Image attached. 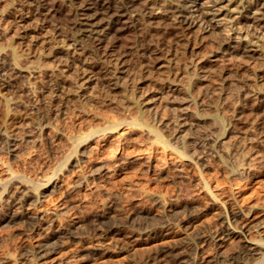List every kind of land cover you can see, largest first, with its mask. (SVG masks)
Here are the masks:
<instances>
[{
  "label": "rangeland",
  "instance_id": "rangeland-1",
  "mask_svg": "<svg viewBox=\"0 0 264 264\" xmlns=\"http://www.w3.org/2000/svg\"><path fill=\"white\" fill-rule=\"evenodd\" d=\"M21 1L0 0V66H4L6 62L7 70L11 71L2 72L0 67V170L6 167L15 174L14 179L0 186V257L5 256L6 264H179L170 253H175L184 245L193 247L190 257L197 260H201L203 255H209L216 257L213 260L217 264H262L264 256L261 254L238 263L224 259L223 256H232L240 250L243 241L239 235L232 236L229 242L226 241L222 246L217 245L214 238L219 230L228 226L233 211L237 210L241 214L263 213L264 217V49L260 45L262 39L256 41L253 38L250 42L247 37H236L235 30L226 26L230 20H223L221 15L212 17V11H207L209 22L203 24V29L195 26L188 31L185 38L169 36L164 31L173 25V19L164 16V9L176 2L158 0L163 9L155 7L151 13L156 18L143 22L146 38L143 37L141 28L136 25L112 40L115 50L125 54L123 72L114 80L108 81L103 89L98 87L97 83L94 84L97 75H91L92 82H84L83 86H79V82L86 78V73L82 74L78 68L80 62L77 60L85 57L80 53L83 42L78 41L77 44L68 39L63 41L57 33L64 31L65 27L63 30L61 27L68 15L70 0H48L57 7L52 16L50 15L52 18L48 16V21L45 22L36 18V15L33 16V13L26 12V21L20 22L21 25L18 23L19 29H16L12 20L20 14L19 8L25 4V0ZM29 1L34 2H25ZM212 1L201 0L202 5L198 1L196 4L199 10L205 11L207 7H211ZM230 11L232 17H245L249 24L253 23V14H258L251 13L253 10L247 9L246 6ZM210 27L214 33L208 30ZM215 32L221 36H214ZM226 36L245 43L246 49L254 52L256 60L249 58L246 63L240 58L221 54L217 48V38L225 39ZM185 41L190 47L186 50L183 45ZM148 44L163 47L164 55L160 56V63L163 64L161 69L146 71L144 58L140 53L141 47ZM57 49L67 57H53V51ZM86 58L88 62L96 59L92 56ZM197 63L212 67V72L210 71V75L203 81L194 75V64ZM96 64L97 69L104 65L100 60H97ZM158 71L160 73L157 75ZM159 79L162 81L159 82ZM53 82H60L59 84L67 88L69 86L70 91L67 89L66 93L65 88V92H57L60 96L57 95L53 100L50 87ZM1 84L6 85L5 88ZM112 84L119 86L112 89ZM155 87L160 91L156 92ZM152 94L154 95L150 98ZM245 104L248 105L247 108ZM10 105L14 107L11 108ZM239 108H244L245 114L240 113ZM137 114L145 116L144 119H147L149 124L153 121L150 124L152 126L155 124V127L160 125L163 128L164 123V134L169 135L173 130L168 139L169 143L173 144L170 140L180 138L176 140L177 150L182 149L181 143L186 140L187 151L181 154L176 152L179 161L174 166L178 167L172 166L173 168H169H172L171 170L167 169L159 174L147 170L145 166H129L124 172L110 173L111 175L98 182L100 187L97 186L96 193L87 191L73 175L78 169L84 176L91 177L89 175L94 166L86 163L87 158L107 153L109 155L122 149L123 153H132L134 149L132 146L126 145L127 147L123 148V145L118 146L120 144H110V151L107 149L100 152L98 146L89 148L87 144H83L84 146H77L68 151L66 134L84 131L87 126L95 125L101 128L109 122H121L122 125L115 129H123L125 126L135 129L133 137L141 141L138 143L145 144L144 140L150 136L143 134V127L135 124L138 121ZM215 118L219 120L215 121L218 127L215 125ZM255 121L261 122L257 125ZM59 130L65 133L59 135ZM250 134L254 139L249 138ZM131 148L133 150L129 152ZM44 175H52L53 179L61 180L64 185L52 187L41 180ZM20 181L27 182L31 190L28 192L30 196L21 205L9 203L13 196L12 191L18 187ZM214 190L220 195L211 200L208 194ZM80 200L83 204L79 203ZM112 200L122 203L124 209L137 202L139 211L131 213L125 219L100 216V209ZM59 204L63 209L60 207V211L52 215L54 217L43 218L44 210ZM254 204L256 207L252 206ZM25 212L41 218L34 223ZM69 219L72 221L68 227L62 233L56 232L55 226L69 222ZM107 225L129 230L134 236L125 246L110 244L109 239H101L104 242L97 243L98 229ZM39 241H47L49 245L55 243V252L46 259L34 258L33 252ZM162 250H166L165 253L168 254L162 253ZM207 250L210 254H204ZM199 262L196 264H205Z\"/></svg>",
  "mask_w": 264,
  "mask_h": 264
},
{
  "label": "bare ground",
  "instance_id": "bare-ground-1",
  "mask_svg": "<svg viewBox=\"0 0 264 264\" xmlns=\"http://www.w3.org/2000/svg\"><path fill=\"white\" fill-rule=\"evenodd\" d=\"M25 1H23L25 4L22 7L19 8L20 14H18L16 17L13 16L14 20H12V22L15 23L16 29H19L20 22L26 21L27 15H24V14H26V12L27 13H31V14L33 13V16L36 15V18H38L40 20H44V21L47 20L48 21L47 17L48 16L51 17L52 16V12H55V10L57 9V7L54 5L55 3L54 4L50 3L48 0H34V2H30L29 1L30 3L29 2L26 3ZM196 1H198L199 3L201 2V0H174L173 2L174 3L176 2V3L172 4V5H169L167 8L163 5L165 7V9H164L165 15L164 16H166L167 19H173V23H172L173 25H170V28H168V30H165L164 32L168 33L169 36H173L175 38L176 37L178 38L180 36L184 37L188 33V31L191 28L195 27V26H197V28L203 29L204 28L203 24L209 22V19L206 16L207 11H212V14H213L212 17L217 16V15H221L220 17H222L223 20L224 19L230 20L229 23H226L227 24L226 26H228L229 29H234L235 30L236 37L237 36L238 37H247L246 39L249 38L250 42H251V40L253 38H255L256 41L259 40V39H262L261 40L262 41L261 44H260V42H259V44L262 45V48L264 49V0H213L212 3H211L212 5H210L211 7H207L205 9V11L198 9ZM168 2H170V0ZM64 3H66V2H64ZM202 4L203 3H200V5H202ZM68 5H69V2H68ZM245 6L247 7V9H249L251 11L253 10L251 13L258 12V14H253V17H252L253 18L252 19L253 23L249 24L245 17H243V18H234V17H232V14H231L230 10H233V9L240 10L241 8H243ZM155 7L163 9L161 3L158 0H70V6L68 8H67V6L65 7V8H67L69 10V11L67 10L68 11V15H67V17H65L64 23L61 21L63 23V26L61 27L62 30L65 27L64 31L63 32L61 31L62 33L57 31V33L59 34V37L61 35L62 38L60 37L59 39H63V41H66L68 39V40H72V41L76 42L77 44H78V41L83 42V45H81V52L80 53H81V55H83L85 57L84 58H79V59L77 58V60H79V62H80L78 68L81 69V73L82 74L86 73V75H85L86 78L82 79L83 80L82 82H79V86H83L82 83H84V82L85 83L92 82L91 81V77L93 75H97L96 78H95L94 84L97 83V86L103 89V87L104 86L106 87V85L108 84V81H110L111 79L114 80V78L118 77L119 73L123 72L122 65H123V63L125 61V54H124V52H119V51L117 52L115 50V46L113 44L114 41H112V40L115 39V38H118L124 31L128 30L130 27H134L135 28L136 25H137V28H139V29L141 28V30H142L141 32H143V37L146 38L145 27L143 26V22L144 21L148 22V21H151L152 19L156 18V16L151 13L152 9H154ZM192 8H194V10H192ZM63 9H61V10H63ZM196 11H198L197 14H195ZM60 12H62V11H60ZM132 13H134V14H132ZM240 14H242V13H240ZM65 16H66V14H65ZM69 16H71V17H69ZM137 21H138V23H136ZM54 24H55V22L53 23V25ZM250 25H251V28H249ZM56 26H57V24H56ZM60 26H58V27H60ZM208 30H210V32L214 31L211 27ZM258 30H259V32H258ZM215 35H216V37H217V35L221 36L220 33H216V32H215L214 36ZM21 36H22V34H21ZM217 39H219V40H217ZM217 39H216L217 40V48L221 52V54L226 53V54L230 55V57L232 56V57L240 58L242 60H245V62L249 58H253V59L256 58V57H254V52H249L246 49L245 43L243 44L240 40H236L237 38L233 39V38H230V37L226 36L225 39H223V37H222V39H220V38H217ZM60 42H61V40H60ZM66 44H67V42H66ZM183 45H184V49L185 50L187 48H190L189 47V43L187 41H185L183 43ZM259 47H261V46H259ZM166 51L167 50H165V52ZM50 53H52V52H50ZM0 55H1V53H0ZM56 55H61L60 57H62V55L66 56V55L63 54V52H61V50H58V49L53 51V57L54 56L56 57ZM140 55L144 58L143 65L146 68L147 72H150L151 69H153V68L154 69H159V68L161 69L163 67V64L160 63L161 62V57L160 56L164 55L163 47L161 45H155V46H150L149 44L145 45V46L141 47ZM257 55H258V53H257ZM87 56H92V57H95L96 59L94 58L95 60H93V62H90V61L88 62L87 58H86ZM8 57H10V55ZM70 57H72V56H70ZM70 57H68V58H70ZM72 59H73V57H72ZM97 60H100V61H102V63H104L103 67L101 66V67H99V69H97V64H96ZM202 62H203V60H202ZM247 62H248V60H247ZM259 62L261 63V61H258V63ZM5 63H4V66H0V67H2L1 68L2 72H4L3 70H5V72H6V70L8 69V63L6 65H5ZM0 65H1V63H0ZM210 67L208 65L201 64V63L200 64H198V63L194 64V69H193L194 70V75L199 80L203 81L204 78L211 71L212 67L211 68ZM7 71L9 72L10 70H7ZM188 71H190V70H188ZM12 72H13V70H12ZM175 72H177V71H175ZM159 73L160 72L158 71L156 74L158 75ZM1 77H2V75H1ZM246 77H248V76H246ZM175 80H177V79H175ZM161 81L162 80H160L159 82H161ZM59 83L58 82H53V84L50 86L51 87V92H52L51 95H53V97H52L53 100H54V98L57 97V95L60 96L57 92H62V91L65 90V88H66V91H67V89H69V91H70V87L69 86L67 88V86L65 87V85L63 86V85H61ZM114 84H112V85H114ZM244 84H245V82H244ZM1 85L3 86L4 84H1ZM5 86H3V87L5 88ZM118 86L114 85L111 88L115 89V87H118ZM82 88H84V87H82ZM155 89H156V87H155ZM158 90L156 89V92ZM190 90H192V89H190ZM66 93H68V91ZM146 94H148V93L146 92ZM192 94H194V93H192ZM153 95L154 94L150 95V98H152ZM63 96L64 95H62V97ZM147 100H148V98H147ZM147 100H145V101H147ZM55 101H57V100L55 99ZM9 104H11V103H9ZM15 104L16 103H14V105ZM57 104H59V103H57ZM11 105H10V107H11ZM16 106H15V108H16ZM247 106L248 105H246V107L245 106L244 107L247 108ZM13 107L14 106H12L11 108H13ZM248 109H250V108H248ZM19 110H21V109H19ZM238 110H239L240 113H242L244 108H239ZM144 112H145V110H144ZM219 114H220V112H219ZM244 114H241V115H244ZM248 115H246V116H248ZM9 116H10V114H9ZM12 116H14V114ZM151 117H152V115H151ZM118 118L119 117H117V119ZM135 118H136V116H135ZM144 118H145V116L143 117V115L139 114L138 115V121L135 124H137V126H142L143 130L145 131V133H143V131H142V133L143 134L147 133L148 136H150V137H147V135H146L145 137H147V139H145V140L143 138L145 144L138 143V142H141V141H138V138L136 137L137 135L135 136L137 139L133 137V135H135V133H134L135 129L133 130L132 128H128L126 126L123 129H119V128H118L119 130L115 129L118 125H122L121 122H119V123L118 122L117 123L109 122V124H107V125H104V126L101 125L102 126L101 128L97 127L95 125L94 126H87L86 128L84 127L85 128L84 131L77 132V133L73 132V134L70 133L69 135L66 134L67 135V136L65 135L66 136V150H68V151L73 150L77 146H84L83 144H87V147H89V148H93L95 146L96 147L98 146V147H100V150H99L100 152H103V151H105L107 149L109 150L110 148H112V147H110V144H116V145L120 144L118 146H122L123 145L122 146L123 148L126 145L127 146H132L133 149H134L133 152H132V150H133L132 148H131V151L128 150L129 152H132V153H128V152L127 153H125V152L123 153L122 152L123 149H122L121 151L120 150H118V151L115 150L116 152H113V153L111 152V154L109 153V155H107L108 154L107 153V154H104L102 156H98L97 157V155H96V157L87 158L86 163L88 162L91 166H94V167H92L90 175L88 174L91 177L88 178L87 176H84L82 171L77 169V171L74 172V174H73L74 175V179L77 180V182H79V184H82L87 191L95 192V191H97V186H99L98 182H100L101 180H104L110 173L118 172V174H119V173L124 172L123 170H125L129 166H138V167L145 166V168H147V170L150 169V170L156 171L159 174H161V172L163 173V171H165V170L167 171V169L171 170L173 167H176L174 165H177V162L179 161L178 158H177L176 152H178V153L180 152V154H181L182 152H186L187 151V145H185V143L187 144V142H185L186 140L184 142L182 141V143H181L182 149L181 150H177L178 147L176 148V145H177V141L180 138L178 140L175 139V141L177 140L176 144H174L175 141L172 138H171L172 140H170V142L172 141L173 144L169 143V139H168L169 138L168 136L173 133V130H172V133L170 131L171 134H169V135H167V133H166L167 130L165 131L166 134H164V131H163V128L165 127V125H163L164 123L163 124L161 123L162 126H164L163 128L160 127V125H159V127L158 126L155 127V124H154V126L150 125L151 122H153V121H151L150 124H149L147 122V119L145 120ZM7 119H9V118H7ZM119 120H120V118H119ZM158 120H156V121H158ZM255 120H256V118H255ZM215 121L218 122L219 120L217 118H215L214 122ZM252 121H253V119H252ZM216 122H215V125H217ZM260 122H256L255 121V124L259 125ZM9 123H10V121H9ZM202 123H206V122H202ZM252 123H254V122H252ZM262 124H263V122H262ZM217 127H218V125H217ZM254 127H256V126H254ZM219 129L221 131L220 127H219ZM100 130L102 132L99 133L98 131H100ZM248 132H246V133H248ZM258 132H257V134H258ZM57 133L59 135H63L65 132L63 133V131L59 130V132H57ZM227 133H228V131H227ZM242 133H243V131H242ZM255 133H256V131H255ZM259 134H262V133L259 132ZM244 135H245V132H244ZM249 136H251V134ZM95 137H96V139H94ZM257 137H258V135H257ZM249 138L254 139V136H251ZM255 138H256V136H255ZM255 141H256V139H255ZM261 141H263V140H261ZM261 141H259V142L261 143ZM178 144H180V143H178ZM188 148H189V146H188ZM80 166H82V165H80ZM180 166H181V164H180ZM170 167H172V168L169 169ZM52 173H54V172H52ZM164 176H162V177H164ZM14 177H15V174H14L13 171L6 169V167L5 168H1V170H0V186H1V184H3L4 182H6L8 180L14 179ZM23 178H22V180H23ZM18 180H17V182H18ZM24 180H25V178H24ZM41 180H43L44 182H46L48 184H51L52 187H55V188L56 187L58 188V186H61V184H63V182H61V180L53 179L52 175L51 176L50 175H44L43 179H41ZM129 185H130V183H129ZM29 190L30 189H29V185L27 184V182L26 181H20L18 187L15 188L12 191V195L13 196H11L12 199L10 200L9 203H15V204L19 203L21 205L22 202L25 201L30 196V194L28 192H30L31 190L30 191ZM200 190H201V188H200ZM202 192H204V191H202ZM204 194L207 195V193H205V192H204ZM155 195L156 194H154V196ZM208 195L211 197V200H212L213 198L216 199L217 197H219L218 195H220V193H218L217 190H214V191H212L211 194H208ZM82 200H80L79 203H82L83 202ZM77 201H79V199ZM136 203L132 204V206L130 208H128L129 209L128 210L127 208L124 209L121 206L122 203L120 204L118 201H116V200L113 201L112 200V201H109L108 203H106L105 206H103V207L101 206L102 208L100 209V214L99 215L102 216V217H105V218L125 219V218L129 217L131 213L136 212L137 210L139 211V207L137 206ZM103 205H104V203H103ZM58 206H52L48 210H44L43 213H42L43 218L44 217L47 218V217H51L52 215H55L58 212V210L60 209V207L62 208V206L60 204ZM252 206L256 207L255 204L252 205ZM262 206H263V204H262ZM20 207H22V206H20ZM26 208H28V207H26ZM122 209H124V210H122ZM126 209H127V212H126ZM261 212H262V210H261ZM254 214L253 213H249V212L245 213V214H241L237 210L233 211L231 213V221H229L228 224H227L228 226H226L225 228L219 230L216 233V235L214 234L215 235L214 238H215V240L217 242V245H219V246L224 245V243L226 241L229 242L228 240L234 235H236V236L239 235L242 238L243 244L241 243L242 244L241 247L238 245L240 247V250L237 251V254H233L232 256H229V257L223 256L225 260H230V261L233 260L234 263L235 262L238 263L240 261L243 262L245 259L251 258L252 256H254L256 254H261V255L264 256V219H263L264 217L262 215L263 213H261V214L259 213V214H255V215ZM25 215H28V212H25ZM27 217H30L34 223H36L37 220L39 218H41V217L35 216V214L34 215H28ZM52 217H54V216H52ZM69 220H70L69 222L57 224L55 226L56 232L62 233L64 231V229L67 228L68 225L70 224V222L72 221L71 219H69ZM98 230H99L98 231L99 232L98 233V242L95 239L97 243H101L103 240L109 239L110 241L108 240L109 241L108 243L111 242L110 244H121V245L125 246L126 244H128V242L134 236L132 234V232H130L129 230L126 231V230L122 229L121 227L115 226V225L114 226L113 225L112 226L111 225L110 226L107 225L106 227L99 228ZM257 234H259V235H257ZM101 239H103V240H101ZM54 244L53 245H51V244L49 245V244H47V241H45V242L39 241L36 244V249L33 252L34 253V258L35 257L38 258V259H46V258H48L50 256V254H52L56 250V246H54ZM94 245H97V244H94ZM201 245H198V246L201 247ZM191 248H193V247H189V245H184L183 247H180V249L178 251H176L175 253H170V256L179 264H196L199 261L203 262L205 264H217V262L215 260H213V258H216L215 256L211 257L209 255H203L202 254L203 256L199 255V256L202 257L201 260L200 259L197 260V259L191 258L190 257ZM226 249H228V248H226ZM208 250L204 254L209 253ZM193 251L194 250H192V252ZM201 251H199V252H201ZM165 252H166V250H162V253H165ZM222 252L225 255V252L224 251H222ZM165 254H168V253H165ZM215 255H216V253H215ZM227 255H229V254H227ZM196 256H198V255H196ZM4 257L3 258L0 257V264H4V263L6 264L7 260H5ZM6 259H7V257H6ZM263 261H264V258H263ZM262 264H264V262Z\"/></svg>",
  "mask_w": 264,
  "mask_h": 264
}]
</instances>
